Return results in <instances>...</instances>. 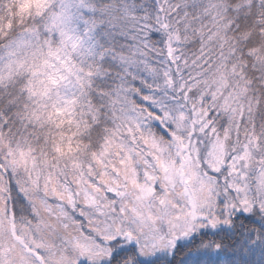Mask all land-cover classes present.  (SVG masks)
I'll use <instances>...</instances> for the list:
<instances>
[{"label": "snow or ice", "instance_id": "1", "mask_svg": "<svg viewBox=\"0 0 264 264\" xmlns=\"http://www.w3.org/2000/svg\"><path fill=\"white\" fill-rule=\"evenodd\" d=\"M0 264H264V0H0Z\"/></svg>", "mask_w": 264, "mask_h": 264}]
</instances>
